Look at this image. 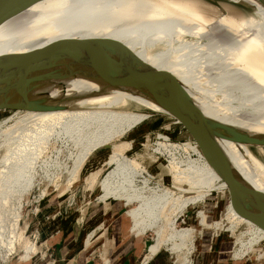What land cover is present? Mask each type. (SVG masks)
<instances>
[{"label":"bare ground","instance_id":"1","mask_svg":"<svg viewBox=\"0 0 264 264\" xmlns=\"http://www.w3.org/2000/svg\"><path fill=\"white\" fill-rule=\"evenodd\" d=\"M213 1L46 0L0 25V107L35 103L0 130V260L17 244L28 250L20 223L33 189L35 165L50 141L67 138L78 146L86 143L77 158L84 171L90 167L88 193L104 164L115 166L104 179L106 190L117 178L142 174L148 181L153 175L147 165L127 156L136 144L122 138L151 113H167L146 97L117 90L72 64L38 53L68 40H114L143 63L169 72L204 115L225 128L233 139L219 141L225 156L248 186L264 194V165L246 145L264 144V5L259 0ZM219 92L223 101L217 105L209 95ZM155 146L153 152L166 160L154 162L163 174L170 172L174 189L197 192L192 202L210 195L220 176L199 146L193 150L170 143ZM101 149L109 150L90 159ZM76 175L78 171L73 180ZM129 182V189L138 191ZM150 190L152 196L128 198L129 203H141L137 209L129 208L132 219L149 213L153 225L160 219L167 222L148 258L170 238L192 232L189 228L168 237L174 214L167 212V199L175 190L161 193L159 186ZM246 222L231 207L208 229L217 239ZM255 229L249 247L264 239V232Z\"/></svg>","mask_w":264,"mask_h":264},{"label":"rangeland","instance_id":"2","mask_svg":"<svg viewBox=\"0 0 264 264\" xmlns=\"http://www.w3.org/2000/svg\"><path fill=\"white\" fill-rule=\"evenodd\" d=\"M207 1L215 3L213 0ZM235 7L239 8L237 5ZM186 39L194 40L191 37ZM201 87L208 90L207 84L201 83ZM214 95H209V99L217 105L222 103L221 93ZM34 104L18 106L22 110H0V130L7 126V122ZM140 111L145 112L147 110L141 109ZM151 115L150 119L138 125L122 138V142H134L136 144L135 149L127 156L138 159L142 165H147V171L149 170L150 174H153L152 178L148 177V181L145 180L147 176L143 178L140 173L139 176H133V179L131 176L114 179L111 181L109 190H106L103 187L104 179L115 169V166L104 164L92 191L88 193L86 188L90 184L89 180H92L89 174L90 167L84 171L80 167L81 160L77 158L79 151L84 148L86 143L78 146L75 141L67 138L50 141L38 157L35 165L33 189L27 195L20 223V230L29 244L28 250L23 248L24 244H17L10 255L0 260V264H76L81 258L90 260L92 264H100L102 259L107 260L108 255L107 247L104 246L106 239L101 237L103 226L101 228L100 225L103 224L104 219L97 220V216L93 215L97 212L99 201L102 203L121 201L124 206L128 204L125 206L127 211L129 208L137 209L141 203H129L128 198L131 195L152 196L150 188L156 189L158 186L161 187V193H165L169 188L170 191L175 190V195H170L171 199L169 197L167 199L169 202L167 212L174 214L171 218L172 224L167 232L168 237L176 231L188 230L189 228L192 229V232L187 233L186 237L170 238L171 240L164 244L161 249L155 250V255L163 249L169 251L176 264H196L202 241L209 246L212 245V241L214 245H220L221 242L227 241L231 244L232 255L237 259H243L246 256V259H250L249 264H264L263 238L256 245L252 244L249 247L256 232V226L252 223L246 222L240 227H236L234 231L226 232L217 239L213 238V230L208 229L232 207L230 201L217 203V201L227 198L223 194L225 195L228 191L220 177L217 179L216 185L209 191L212 196L209 195L205 200L200 199L192 202L190 198L196 196L197 192L185 194L180 189H174L170 180V172L166 170L163 174L158 170L157 163L154 161H165L166 157L153 152L157 143L180 145L181 148L188 150H193L198 145L196 143L185 146L179 144L181 138L178 140L172 135L174 127L172 126V130L167 128L170 120L157 113H151ZM250 149L264 165V147L259 149L250 146ZM108 150H95L91 153L93 155L90 156V159ZM137 156H141V158ZM75 171H78V175H76V180H73L72 175ZM129 181L133 182V187L138 191L129 189ZM144 181L149 183H147V188H145ZM57 202H60L64 208L73 210L74 214L63 218L64 215L57 213L47 218H41L42 206L49 203L57 205ZM82 213H85L83 218H81ZM148 216H150L149 213H142L141 218L134 219L137 228L139 230L144 229L141 230L143 233L150 230L145 234L150 248L145 258V264L153 258V255L152 258H148V255L157 245L167 224L165 219H160L156 225H153L154 218ZM143 220L147 223L145 227L140 226ZM247 244L248 246H246ZM3 254L5 255V253Z\"/></svg>","mask_w":264,"mask_h":264},{"label":"water","instance_id":"3","mask_svg":"<svg viewBox=\"0 0 264 264\" xmlns=\"http://www.w3.org/2000/svg\"><path fill=\"white\" fill-rule=\"evenodd\" d=\"M43 1L46 0H0V25ZM259 1L264 5V0ZM38 53L72 64L117 90L138 94L158 105L168 115L157 114L170 120L167 128L174 127L172 135L181 138L179 144L196 143L209 166L227 186L228 191L222 193L227 198L217 203L230 201L237 215L264 232V194L243 181L219 145L221 140L233 142V139L218 121L204 115L169 72L143 63L125 45L109 39H73L40 49ZM0 110L22 108L2 106ZM246 145L264 147V144Z\"/></svg>","mask_w":264,"mask_h":264},{"label":"crops","instance_id":"4","mask_svg":"<svg viewBox=\"0 0 264 264\" xmlns=\"http://www.w3.org/2000/svg\"><path fill=\"white\" fill-rule=\"evenodd\" d=\"M121 203V201L103 203L99 201L97 212L93 214L95 217L97 216V220L104 219L103 224L100 225L101 228L103 226V229H100L103 230L101 237L106 239L104 243L108 255L106 261L108 264H145V258L150 249L145 234L150 230L142 233L124 204ZM42 210L41 218H47L57 213L64 215L63 218L74 214L73 210L64 208L60 202H57V205L44 204ZM140 226H147L146 221H141ZM154 255L146 264H176L167 250L162 249ZM249 260L246 258L237 259L232 255L231 244L227 241L221 242L220 245H214L212 241L211 246L202 241L196 264H249ZM76 264L92 263L90 260L81 258Z\"/></svg>","mask_w":264,"mask_h":264},{"label":"built area","instance_id":"5","mask_svg":"<svg viewBox=\"0 0 264 264\" xmlns=\"http://www.w3.org/2000/svg\"><path fill=\"white\" fill-rule=\"evenodd\" d=\"M244 258H246V256ZM102 264H108V263L105 259H102ZM253 264H256V263H253Z\"/></svg>","mask_w":264,"mask_h":264}]
</instances>
